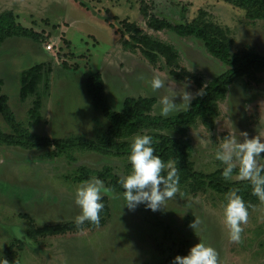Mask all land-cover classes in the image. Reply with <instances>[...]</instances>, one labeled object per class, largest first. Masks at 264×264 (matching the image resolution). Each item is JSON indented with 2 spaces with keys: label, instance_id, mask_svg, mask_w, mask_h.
Wrapping results in <instances>:
<instances>
[{
  "label": "rangeland",
  "instance_id": "1",
  "mask_svg": "<svg viewBox=\"0 0 264 264\" xmlns=\"http://www.w3.org/2000/svg\"><path fill=\"white\" fill-rule=\"evenodd\" d=\"M153 1L0 0V13L13 11L20 24L40 37H11L0 45L2 92L18 121L32 133L50 138L81 135L93 139L104 134L109 120L95 107L86 84L93 73L102 75L107 101L115 110H122L127 97L146 96L157 99L153 114L160 115L159 97L171 95L179 105L172 116L187 109L182 105L185 92L190 96L189 108L228 66L195 36L152 27L146 11L152 14L155 10ZM161 4L165 9H159L160 14L176 22L224 28L233 40V53L264 56V19L250 20L244 10L224 1L161 0ZM142 37L163 46L147 47L140 42ZM146 50L155 56H148ZM36 63L43 64L37 90L22 99V71ZM153 76L165 81L157 92L150 86ZM38 97L42 117L36 121L29 110ZM0 130L12 132L1 113ZM241 131L264 141V72L237 78L218 102V115L200 119L190 129L196 170L210 174L224 168L215 152L230 137L242 142ZM233 162L238 168L235 157ZM129 164L128 156L80 148L59 153L54 147L26 150L0 143V260L10 257L15 264H173L175 256L186 255L203 241L216 249L217 264H264V203L248 211L241 239L233 242L223 212L229 193L178 186L175 197L158 211L143 204L129 210L123 205V193L107 188L110 173L106 172L107 178L98 175L110 167L112 175L120 178L131 173ZM94 177L104 182L102 196L109 207L104 223L89 225L86 221L88 225L80 229L37 235V229L46 225L75 221L80 214L75 190ZM228 179L242 180L238 173Z\"/></svg>",
  "mask_w": 264,
  "mask_h": 264
},
{
  "label": "trees",
  "instance_id": "2",
  "mask_svg": "<svg viewBox=\"0 0 264 264\" xmlns=\"http://www.w3.org/2000/svg\"><path fill=\"white\" fill-rule=\"evenodd\" d=\"M231 4L236 9L244 10L245 16L250 20L264 19V0H216ZM166 2L167 1H163ZM155 10L150 14L149 24L156 29H169L180 36H195L202 40L209 52L216 58L223 61L228 69L213 79L202 94L196 96L189 108L180 111L172 116L164 117L153 114L157 102L155 97H127L122 110H115L108 103L105 94V82L100 73L91 74L86 81L87 89L93 98L95 107L100 109L109 120L107 131L96 138L86 136H69L66 138H50L32 133L28 127L18 121L16 114L10 108L8 97L2 92L3 81L0 79V113L5 122L11 128V133L0 130V143L9 146H17L26 150L35 148L54 147L55 152L65 151L73 148L91 150L104 155L129 156L132 139L136 135L148 134L152 137L154 154L159 156L165 164L161 175H167L169 167H175L179 177L178 186H189L197 189L207 187L218 193H230L238 190V194L244 199L248 211L256 207L260 201L252 195L251 183L248 180L231 181L223 175V168L206 174L197 171L192 160V143L189 137L190 129L200 120L214 119L218 115V102L226 97L230 86L234 81L244 75L254 72H264V56L244 51L233 53L231 50L233 40L227 35L224 28L217 24L201 25L200 23L176 22L172 18L161 15L159 9H165L161 0H154ZM167 6V5H166ZM11 37H25L39 40V35L31 28L20 24L13 11L0 13V45ZM145 46H163L161 43L142 37L141 41ZM148 56H155L147 51ZM43 64L36 63L22 71L21 74V97L26 99L37 90L39 78L42 75ZM42 99L38 97L33 108L29 110L35 115L36 121L42 117ZM172 131L176 135L168 134ZM131 167V164H129ZM110 167L105 172H98V175L107 178L106 172L112 176L107 180V188L110 191L123 193L119 183V176L112 175ZM82 172V175L87 174ZM233 173H238V168ZM264 175V173H262ZM107 198L104 196L102 202L104 208L100 212V223H104L108 214ZM87 224V222H85ZM88 225V224H87ZM93 225V224H89ZM95 225V224H94ZM83 225L77 226L75 221L66 223L46 225L38 228L36 234L51 235L64 233L70 230L80 229ZM31 235V234H30ZM7 260V264H15L10 257L1 259Z\"/></svg>",
  "mask_w": 264,
  "mask_h": 264
},
{
  "label": "clouds",
  "instance_id": "3",
  "mask_svg": "<svg viewBox=\"0 0 264 264\" xmlns=\"http://www.w3.org/2000/svg\"><path fill=\"white\" fill-rule=\"evenodd\" d=\"M153 92L165 87V81L157 76L150 80ZM190 96L185 92L182 105L188 108ZM181 105V104H180ZM179 110V105L174 103L171 95L159 97L160 115L168 117L174 111ZM240 136L244 137L238 142L233 136L226 139L215 152V159L222 162V175L229 178L238 161V175L242 180L251 183L252 195L264 203V163L261 160V153H264V141L260 136L249 138L247 131H241ZM152 137L148 134L136 135L131 142L128 161L131 164V173L121 175L119 183L123 188V200L129 210L143 204L146 209L153 212L160 210L165 201L172 200L178 192L179 177L175 167H169L167 175H161L165 164L161 158L154 154ZM163 185V188H161ZM104 182L99 178H91L81 184L74 195L75 204L80 208V214L75 217L77 226L83 225L86 221L98 224L100 212L104 208L102 202V190ZM248 207L244 199L238 194V190L231 191L226 196V203L223 208L225 224L228 228V235L233 242H239L243 231L242 225L248 221ZM195 228V225H192ZM218 254L215 248L201 241L192 246L186 255L174 257L173 264H217ZM0 264H7V260L0 261Z\"/></svg>",
  "mask_w": 264,
  "mask_h": 264
},
{
  "label": "built area",
  "instance_id": "4",
  "mask_svg": "<svg viewBox=\"0 0 264 264\" xmlns=\"http://www.w3.org/2000/svg\"><path fill=\"white\" fill-rule=\"evenodd\" d=\"M51 47H52V46H51V45H49V46H48V49H49V48H51Z\"/></svg>",
  "mask_w": 264,
  "mask_h": 264
}]
</instances>
